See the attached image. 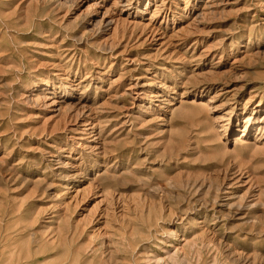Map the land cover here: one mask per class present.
Masks as SVG:
<instances>
[{"label":"rangeland","instance_id":"374dc122","mask_svg":"<svg viewBox=\"0 0 264 264\" xmlns=\"http://www.w3.org/2000/svg\"><path fill=\"white\" fill-rule=\"evenodd\" d=\"M253 110L264 0H0V264H264Z\"/></svg>","mask_w":264,"mask_h":264},{"label":"bare ground","instance_id":"6f19581e","mask_svg":"<svg viewBox=\"0 0 264 264\" xmlns=\"http://www.w3.org/2000/svg\"><path fill=\"white\" fill-rule=\"evenodd\" d=\"M76 0H59V2L61 4H68V3H74ZM111 21L109 20L108 22H106V25H108ZM112 23V22H111ZM66 90V91H65ZM64 91H62V95L60 96V101H57L58 99H55L53 103H57L60 102L59 105H61L62 101L66 102L65 99L70 100V102L68 103L69 105L74 106L75 110H77L78 114L79 112L82 113V109L86 108V106H88V102L91 100L90 97L87 96V94L84 93V91H80L79 93L75 92L74 90H71L69 88H66ZM56 94V91H55ZM44 96H46L44 94ZM43 96V97H44ZM181 102V101H180ZM182 104V102L180 103V105ZM200 105L203 103H199ZM63 105V104H62ZM90 107V106H89ZM180 106H178L179 108ZM183 108V107H182ZM174 111V110H173ZM254 113V110L247 114L244 115V130L248 129V128H254L255 126L257 127V129L261 132L264 133V117L263 118H255L252 117V114ZM243 114V113H242ZM60 160V159H59ZM107 174V169L104 170L102 173H98L96 176L94 177L91 181H97L98 176L101 175H106ZM137 177V176H136ZM171 177V176H170ZM140 178V177H139ZM172 181V180H171ZM201 185V184H200ZM203 186V185H202ZM184 187V186H183ZM164 191V186L160 185V184H156L153 186H149L148 190H147V194L149 195V193L153 196V195H159L161 192ZM166 192V190L164 191ZM143 197V196H142ZM145 198V197H144ZM141 199V198H140ZM140 199L139 202H140ZM61 228V227H60ZM188 241V240H187ZM186 241V242H187ZM193 241V240H192ZM194 244V243H193ZM64 247V246H63ZM112 253V251H111ZM113 254V253H112ZM111 256V255H110ZM175 258V257H174ZM10 259V258H9ZM174 262V264H178V260L175 258L172 260Z\"/></svg>","mask_w":264,"mask_h":264}]
</instances>
